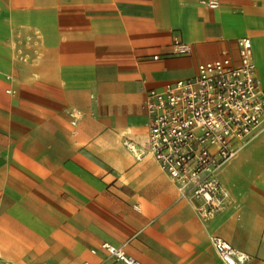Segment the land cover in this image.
Masks as SVG:
<instances>
[{
  "label": "crops",
  "instance_id": "0c3cea01",
  "mask_svg": "<svg viewBox=\"0 0 264 264\" xmlns=\"http://www.w3.org/2000/svg\"><path fill=\"white\" fill-rule=\"evenodd\" d=\"M242 37L264 89V0H0V263L126 264L109 243L143 264H224L219 236L264 264V127L218 172L229 198L208 217L124 145L147 139L150 89L236 60Z\"/></svg>",
  "mask_w": 264,
  "mask_h": 264
},
{
  "label": "built area",
  "instance_id": "2783aa9c",
  "mask_svg": "<svg viewBox=\"0 0 264 264\" xmlns=\"http://www.w3.org/2000/svg\"><path fill=\"white\" fill-rule=\"evenodd\" d=\"M199 1L210 8L220 5V0ZM191 51L190 44L174 41V53ZM145 107L147 139L142 144L126 139V148L139 160L153 156L182 196L202 201L197 211L203 217L222 209L229 192L218 172L264 127V89L251 38L238 39L236 60L226 56L200 63L194 76L150 89ZM211 242L224 264H242L250 258L222 237L213 236ZM102 248L126 264H143L121 247L103 243Z\"/></svg>",
  "mask_w": 264,
  "mask_h": 264
}]
</instances>
